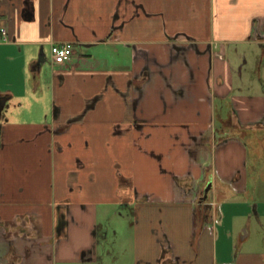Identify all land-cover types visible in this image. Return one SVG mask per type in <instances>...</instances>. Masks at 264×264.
<instances>
[{
  "label": "crops",
  "instance_id": "obj_1",
  "mask_svg": "<svg viewBox=\"0 0 264 264\" xmlns=\"http://www.w3.org/2000/svg\"><path fill=\"white\" fill-rule=\"evenodd\" d=\"M247 43L264 46V0H0V264H103L120 206L134 264L164 247L175 264H264L231 228L217 247L222 205L249 191L228 135L264 130V89L239 87L227 51Z\"/></svg>",
  "mask_w": 264,
  "mask_h": 264
},
{
  "label": "rangeland",
  "instance_id": "obj_2",
  "mask_svg": "<svg viewBox=\"0 0 264 264\" xmlns=\"http://www.w3.org/2000/svg\"><path fill=\"white\" fill-rule=\"evenodd\" d=\"M238 48L246 53L244 58H238L235 55ZM227 51L237 70L240 71L238 76L236 75L239 87H243L245 91L264 89L263 83H261L262 79L264 81V46H260L258 43L229 44ZM239 74H243V76L241 77ZM10 108L11 110L15 109V105L9 104L6 112H9ZM252 132L251 136H246L241 140L247 147L248 155H250V161H248L250 172L258 180L249 182L252 190L250 196L245 194L242 197L238 193L233 199L225 201L222 205L223 218L218 225L219 237L217 239L220 256H223V252L228 253L226 251L229 246L227 235L230 228L232 232L234 231L233 237H231V246L235 252L239 248H243V251H264V216L257 217L250 203L253 201L260 204L261 210L264 211V130L260 131L258 135L253 129ZM116 210L120 213L105 221V226L109 227V236L103 246L106 249L103 252V264H134L130 223L133 224L137 217L131 209L126 210L125 207L120 206ZM242 213L248 216L244 217ZM245 232H250V235L247 239L242 240V235Z\"/></svg>",
  "mask_w": 264,
  "mask_h": 264
},
{
  "label": "built area",
  "instance_id": "obj_3",
  "mask_svg": "<svg viewBox=\"0 0 264 264\" xmlns=\"http://www.w3.org/2000/svg\"><path fill=\"white\" fill-rule=\"evenodd\" d=\"M1 32L4 36L7 33L5 28H1ZM51 53L55 62L64 63L72 57L73 43L70 41L54 43L51 47Z\"/></svg>",
  "mask_w": 264,
  "mask_h": 264
},
{
  "label": "trees",
  "instance_id": "obj_4",
  "mask_svg": "<svg viewBox=\"0 0 264 264\" xmlns=\"http://www.w3.org/2000/svg\"><path fill=\"white\" fill-rule=\"evenodd\" d=\"M231 127V129H233L234 127H232V126H230ZM254 130V132L258 135L259 134V132L260 131H262V130H255V129H253ZM251 133H253L252 132V130L251 129H248V130H246L245 132H242V133H237V132H235V133H230L228 136H237V137H240L241 139L242 138H245L246 136H251ZM244 140V139H243ZM250 158V155H249V157H248V159ZM250 161V160H249ZM249 171H250V166H249ZM252 172H249V175H248V192H246V194L247 195H251V192L250 191H252L251 190V187H250V183L249 182H256L257 180H258V178L257 177H253L252 175L253 174H251ZM256 173H258V172H256ZM254 178V179H253ZM99 242H100V244H102L103 243V241L101 240V239H99ZM170 253H171V250L169 249V248H166V247H164L163 248V252H162V255H161V262H164V264H175V262L174 261H172V259H171V256H170Z\"/></svg>",
  "mask_w": 264,
  "mask_h": 264
},
{
  "label": "water",
  "instance_id": "obj_5",
  "mask_svg": "<svg viewBox=\"0 0 264 264\" xmlns=\"http://www.w3.org/2000/svg\"><path fill=\"white\" fill-rule=\"evenodd\" d=\"M42 61H43L42 58L39 59V64H41ZM2 108H3V103L0 101V114H1Z\"/></svg>",
  "mask_w": 264,
  "mask_h": 264
}]
</instances>
